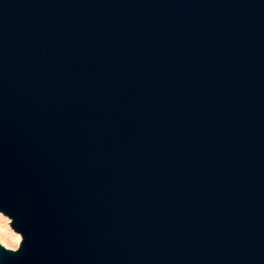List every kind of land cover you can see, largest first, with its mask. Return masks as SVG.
Returning a JSON list of instances; mask_svg holds the SVG:
<instances>
[{"label":"water","instance_id":"water-1","mask_svg":"<svg viewBox=\"0 0 264 264\" xmlns=\"http://www.w3.org/2000/svg\"><path fill=\"white\" fill-rule=\"evenodd\" d=\"M0 264H264V0H0Z\"/></svg>","mask_w":264,"mask_h":264},{"label":"rangeland","instance_id":"rangeland-1","mask_svg":"<svg viewBox=\"0 0 264 264\" xmlns=\"http://www.w3.org/2000/svg\"><path fill=\"white\" fill-rule=\"evenodd\" d=\"M0 216L4 218L3 221H0V243H8L11 245L13 237L20 234L10 226V218L7 215L0 212Z\"/></svg>","mask_w":264,"mask_h":264},{"label":"clouds","instance_id":"clouds-1","mask_svg":"<svg viewBox=\"0 0 264 264\" xmlns=\"http://www.w3.org/2000/svg\"><path fill=\"white\" fill-rule=\"evenodd\" d=\"M21 243H22V236L16 235L13 237V242L11 245H9L8 243H3V247L12 253H16L18 252Z\"/></svg>","mask_w":264,"mask_h":264},{"label":"snow or ice","instance_id":"snow-or-ice-1","mask_svg":"<svg viewBox=\"0 0 264 264\" xmlns=\"http://www.w3.org/2000/svg\"><path fill=\"white\" fill-rule=\"evenodd\" d=\"M3 220H4L3 216H0V221H3ZM5 223H7V222H5Z\"/></svg>","mask_w":264,"mask_h":264}]
</instances>
